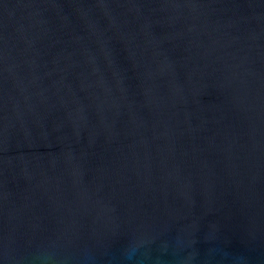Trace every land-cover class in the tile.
<instances>
[{
  "label": "water",
  "instance_id": "1",
  "mask_svg": "<svg viewBox=\"0 0 264 264\" xmlns=\"http://www.w3.org/2000/svg\"><path fill=\"white\" fill-rule=\"evenodd\" d=\"M0 264H264V0H0Z\"/></svg>",
  "mask_w": 264,
  "mask_h": 264
}]
</instances>
